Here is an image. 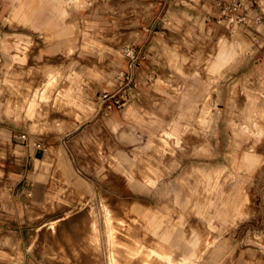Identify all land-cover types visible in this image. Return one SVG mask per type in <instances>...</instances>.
<instances>
[{"label": "rangeland", "instance_id": "374dc122", "mask_svg": "<svg viewBox=\"0 0 264 264\" xmlns=\"http://www.w3.org/2000/svg\"><path fill=\"white\" fill-rule=\"evenodd\" d=\"M18 6L17 0H0V238H9L0 242V253L12 256L9 264H152L145 247L154 246L156 237L142 215L177 217L181 210L171 209L173 193L164 189L182 175L191 181L187 174L192 166L234 170L232 127L240 122L247 95L264 107V0L249 4L259 21L236 29L250 42L249 49L217 80L207 78L204 58L218 37L231 31L215 22L211 0L64 3V22L76 24L71 52L53 50L56 38L15 21L12 10ZM103 15L107 23H102ZM87 41L107 46L97 43L101 50L94 56ZM128 45L147 56L138 70V90L125 107L105 116L98 97L114 90ZM168 48L181 64H170ZM16 54L25 61H15ZM46 66L62 73L60 92L75 85L85 110L49 106L47 126L32 131L29 120L3 112L7 98L20 100L7 90L5 79L7 72L24 71L31 92L40 88ZM204 87L211 91L213 122L199 125L183 113L179 117L182 94L199 99ZM130 106L163 126L178 121L179 137H162L158 150H145L149 131L159 132L160 125L150 128L129 117ZM22 134L26 141L19 138ZM51 147L60 150V166L52 159L46 167ZM254 151L260 162L238 174L248 199L242 218L232 225L217 222L211 229L191 216L181 229L186 237L193 228L205 237L207 249L200 245L194 264H264V140ZM148 161L162 171L155 187L142 176L149 173ZM231 184L227 178V187Z\"/></svg>", "mask_w": 264, "mask_h": 264}, {"label": "crops", "instance_id": "0c3cea01", "mask_svg": "<svg viewBox=\"0 0 264 264\" xmlns=\"http://www.w3.org/2000/svg\"><path fill=\"white\" fill-rule=\"evenodd\" d=\"M17 1L19 6L12 10V18L15 21L39 31H46L56 38L57 42L54 43L53 50L65 49L68 52L72 51L71 39L73 38L71 36L76 30V24L75 22H64L67 15L64 3L74 4L76 0ZM102 17V23H107L104 21L105 16ZM236 32H230L229 36H219L204 58L206 63L204 70L208 79L217 80L221 78L223 73L232 68L245 51L249 49L250 42L241 34H236ZM97 43L99 42L87 41L84 43L85 46L94 48L90 51L91 55H99L98 51L101 49ZM99 44L102 47L107 46L104 42ZM102 50L104 49L102 48ZM168 52L170 54V64L177 66L182 63L183 60H179L175 50L168 48ZM14 58L15 61L21 63L25 61V56L19 54H16ZM7 68L9 67L7 66ZM43 74L44 80L40 88H36L31 92H29V83L23 78L25 76L24 71L7 72L5 79L7 90L10 94L20 95V100L7 98L3 112L16 120L19 118L29 120L32 131L47 126L45 120L49 106L56 108L70 107L79 111L85 110V106L75 96L76 87L74 84L67 87L64 92L57 89L62 75L58 69L46 66ZM210 97L211 91L208 87H204L199 99H192L186 93L182 94L179 103V117L183 113L186 117L195 118L199 125L210 124L213 122V115L209 111ZM247 100L244 113L240 116V122L232 127L235 148L231 155V161L235 169L231 171L219 166H192L191 171L187 174L192 177L191 181L187 179L186 175H182L175 180V186L164 189L166 192L170 190L173 193V207L171 209L181 210L178 212L177 217L160 214V212H145L142 215V221L156 237L154 246L145 247L142 244L147 249V253H151L152 264H194L200 245L203 244L207 249L204 235L196 228L192 229L189 237L184 236L181 232L189 217L195 216L201 224H205L212 229L215 228L217 222L235 224L246 212L248 199L242 194L241 176L238 174L243 170L252 171L260 162V157L254 151V148L256 143L264 140V107L258 106L256 101L249 95H247ZM198 103H200L201 108L197 105ZM197 110L198 114L196 115ZM126 113L129 117L137 119V121L148 125L150 128L153 124L158 123V121L149 120L145 116H138L136 110L131 106ZM158 124L160 125V131L157 133L152 130L149 131V138L144 146L145 150H158L160 138L179 137L181 133L179 123L176 120H173L167 126ZM122 134L126 136L125 133ZM129 137L134 140L132 133ZM246 140H249L250 143L243 148L240 155L237 154L238 149ZM203 149L206 150L205 147ZM12 151L18 153L16 149ZM37 153H39L37 150L36 153L34 151L33 157L36 162H39L41 160L37 157ZM47 157L46 167L50 164L49 160L52 159L59 166L62 163L59 149L51 147ZM145 167L149 169V173L142 176L147 180L148 185L155 187L158 178L162 176V171L150 161L145 163ZM43 176V174L39 175L40 178ZM227 178L232 181L229 188L227 187ZM0 242L7 243L9 238L3 236L0 238ZM155 257L157 260L154 259ZM12 260L10 254L0 253V264H9Z\"/></svg>", "mask_w": 264, "mask_h": 264}, {"label": "built area", "instance_id": "2783aa9c", "mask_svg": "<svg viewBox=\"0 0 264 264\" xmlns=\"http://www.w3.org/2000/svg\"><path fill=\"white\" fill-rule=\"evenodd\" d=\"M211 1L216 7L215 22L231 32H235L240 26L255 24L259 21V17H252L250 12L249 4L252 0ZM122 56L125 67L119 70L114 90L103 91L98 97L100 111L105 116L113 109H122L134 97L138 90V70L147 57L144 51L130 45L123 48ZM19 138L27 140L25 134L20 135ZM35 148L40 149L41 145L37 143Z\"/></svg>", "mask_w": 264, "mask_h": 264}]
</instances>
